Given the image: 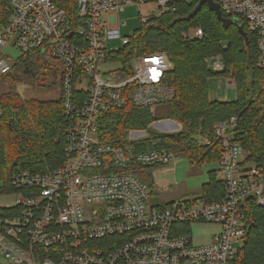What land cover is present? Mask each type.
<instances>
[{
	"label": "built area",
	"instance_id": "2783aa9c",
	"mask_svg": "<svg viewBox=\"0 0 264 264\" xmlns=\"http://www.w3.org/2000/svg\"><path fill=\"white\" fill-rule=\"evenodd\" d=\"M5 1L12 12L0 24V73H9L23 56L49 63L59 78L67 131L58 167L45 172L18 168L11 189L0 182V198H16L0 203V256L15 264H233L247 233L245 201L254 197L264 205V172L245 161L243 145L233 135L237 117L216 124L223 140L216 169L224 195L213 200L203 193L158 200L145 168L176 165L178 154L156 141L147 145L148 129L131 128L121 140H104L98 131L102 111L121 106L129 86L128 98L137 106L175 95V88L164 82L172 67L165 51L136 56L134 72L125 80L108 79L104 66L115 52L108 50V42L131 43L119 13L156 1L151 14L140 16L141 24H149L183 0H77L76 18L68 17L65 0ZM214 1L255 35L257 67L264 71V0ZM183 35L201 38L204 29L194 27ZM7 48L19 55L11 56ZM211 58L216 69L224 68L222 54ZM119 72L109 71L114 77ZM174 121L168 118L160 125L166 130L177 125L180 132ZM200 224L218 228L206 242L195 243L194 225Z\"/></svg>",
	"mask_w": 264,
	"mask_h": 264
},
{
	"label": "trees",
	"instance_id": "16d2710c",
	"mask_svg": "<svg viewBox=\"0 0 264 264\" xmlns=\"http://www.w3.org/2000/svg\"><path fill=\"white\" fill-rule=\"evenodd\" d=\"M197 2L178 1L175 11L149 24H141L131 34V43L110 54L108 61L119 62L121 66L116 70L131 75L136 56L159 51L169 55L172 67L165 73L164 82L175 88V95L168 101L171 112L167 118L176 120L182 129L172 134L150 130V137L144 140L147 145L156 141L175 154H185L191 164H218L223 140L216 133V124L235 116L237 126L233 135L243 145L245 161L264 172V71L257 67L256 37L240 18L248 35L247 44L236 25L224 27L206 4L190 20L181 19ZM76 4L77 0H65L68 17L76 18ZM11 12L10 3L0 0V24L8 21ZM199 26L204 29L203 37H184L185 31ZM217 54H222L224 68L212 71L207 59ZM33 58L23 56L9 73H0V83H8L11 88L0 93V182L8 189H11L10 180L18 168L45 172L58 167L64 157L67 125L63 98H27L13 89L20 83V75L33 74ZM218 74L235 81L236 100L209 98L208 78ZM131 88L124 90L127 99L121 106H109L102 111L98 128L102 139L121 140L129 129L149 130L151 123L163 119L156 116L153 106L135 105L128 98ZM204 139L210 144H204ZM217 174V169L209 170L208 181L202 185L201 193L208 200L224 195V186ZM244 208L247 233L233 264H264V205L257 204L251 197L245 201Z\"/></svg>",
	"mask_w": 264,
	"mask_h": 264
},
{
	"label": "rangeland",
	"instance_id": "374dc122",
	"mask_svg": "<svg viewBox=\"0 0 264 264\" xmlns=\"http://www.w3.org/2000/svg\"><path fill=\"white\" fill-rule=\"evenodd\" d=\"M158 5L156 1L151 3L140 5L126 6L123 11L119 13V23L121 24L122 32L127 35H131L135 30L141 26L140 16L142 13L151 14V8ZM122 43L119 40H113L108 42V50L118 51L122 49ZM6 52L13 57L19 55L18 51L13 48H7ZM35 62V70L33 74L28 76L20 75L21 81L17 83L13 89L27 98H36L41 100L58 99L60 95L59 78L56 76L54 68L49 63H43L41 61ZM223 61V58H222ZM215 58L208 59V65L212 71H218L214 65ZM224 62V61H223ZM43 63V64H42ZM138 62L136 63V65ZM119 62H110L104 66V71L108 72V79L110 80H125L128 78L127 74L119 72L116 77L109 71H118L116 68L120 67ZM233 79L223 74L214 75L208 78L209 86V98L211 100L232 101L238 97L237 86ZM10 85L8 83H0V93L9 91ZM153 110L156 116L163 119L156 120L155 126L149 127V131H157L160 133H174L180 130L176 125L173 129L166 130L160 124L163 120H167V116L171 112V104L166 101L153 105ZM1 114V112H0ZM172 122L176 123L171 117ZM179 124V123H177ZM178 162L176 165L170 164L171 167H166V171L157 172L158 168L146 167L147 173L146 179L152 184L156 190V197L158 200L172 201L175 199H182L185 197L199 195L201 193L202 185L208 181V171L216 169L218 164L211 163L205 165L191 164L187 156L183 153H179ZM152 175V176H150ZM166 186L167 191L161 192L159 188ZM15 194L6 195L0 198V203L3 205L11 204L15 201ZM217 226L211 224L194 225L193 239L195 243H203L209 240L213 231L217 230ZM0 264H15L5 256H0Z\"/></svg>",
	"mask_w": 264,
	"mask_h": 264
},
{
	"label": "water",
	"instance_id": "95a60500",
	"mask_svg": "<svg viewBox=\"0 0 264 264\" xmlns=\"http://www.w3.org/2000/svg\"><path fill=\"white\" fill-rule=\"evenodd\" d=\"M197 4L195 8L187 15L181 17L183 20H190L200 9L203 5H207L208 8L215 12L217 18L223 23L224 27H228L229 25H236L241 33V35L245 38L246 43L248 44V35L244 29L243 24L241 23L240 19L237 17H226L224 16L219 3L215 2L214 0H197Z\"/></svg>",
	"mask_w": 264,
	"mask_h": 264
},
{
	"label": "crops",
	"instance_id": "0c3cea01",
	"mask_svg": "<svg viewBox=\"0 0 264 264\" xmlns=\"http://www.w3.org/2000/svg\"><path fill=\"white\" fill-rule=\"evenodd\" d=\"M179 125H180V127H182L181 124H179ZM166 167H168V166L158 167L157 172H159V171H166L167 172V170H163V169H167ZM169 167H171V166H169Z\"/></svg>",
	"mask_w": 264,
	"mask_h": 264
}]
</instances>
